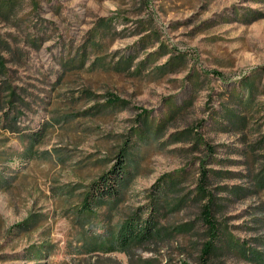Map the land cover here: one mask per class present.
<instances>
[{
	"label": "rangeland",
	"instance_id": "obj_1",
	"mask_svg": "<svg viewBox=\"0 0 264 264\" xmlns=\"http://www.w3.org/2000/svg\"><path fill=\"white\" fill-rule=\"evenodd\" d=\"M128 52L131 67L113 69ZM0 54V118L17 116L0 122V264H197L203 166L221 228L264 252V187L252 179L264 166V0H0ZM249 74L259 80L246 107L238 81ZM227 109L243 122L230 124ZM31 132L42 138L29 157ZM125 143L129 181L110 221L149 206L171 178L162 238L80 255L67 190L110 169ZM214 262L256 264L227 251Z\"/></svg>",
	"mask_w": 264,
	"mask_h": 264
},
{
	"label": "trees",
	"instance_id": "obj_2",
	"mask_svg": "<svg viewBox=\"0 0 264 264\" xmlns=\"http://www.w3.org/2000/svg\"><path fill=\"white\" fill-rule=\"evenodd\" d=\"M100 33V32H99ZM99 36L101 34H98ZM36 40H32V44L36 45ZM90 46L92 48L99 47V44L93 41ZM5 49L9 51L10 47L5 44ZM83 52V51H82ZM97 54H100L95 52ZM85 54V53H84ZM80 57V64H83V56ZM96 59H102V56L97 55ZM155 52L147 53L145 60L139 64V68L143 67L147 60L150 59ZM137 57V52L125 53L119 56L113 69L126 70L129 69L132 63ZM147 59V60H146ZM174 58H169L162 66L157 68L160 72L167 69ZM7 60L0 54V73L6 70ZM111 67V66H110ZM264 75V68L260 71L258 78ZM258 78H255L252 74L244 75L239 81V95L241 101H245L244 105L248 107L256 92V84ZM8 87V88H7ZM4 87V91L8 92L6 103H12L14 97H16L15 91L10 88V85ZM246 97L244 98V96ZM107 104L118 103V98H111ZM12 116L0 118L2 128H5V123L12 122L16 124L17 116L15 112H11ZM226 115L230 117V124L235 125L242 123L244 120V114L227 109ZM28 137L29 145L25 146V155L31 157L35 156L34 146L37 141H40L42 135L40 132L29 133ZM130 145L125 143L121 146L115 155V163L110 169L102 172L98 177L92 180L86 188H82L79 191L78 186L68 188L70 191L71 199L75 201L71 205L72 213L71 217L74 219L77 230L74 238L76 252L80 255L91 254L95 252L110 253L114 251L128 252L132 247L144 246L149 243H154L162 238V226L160 225L162 205L161 198L165 195L168 187L174 184L173 179L162 178L160 185L157 188L153 202L147 207H139L134 212H131L125 216H122L116 223L110 221V216L119 205L123 202L125 196V189L127 187L128 178V154ZM2 154H0L1 156ZM209 170L202 167V173L199 178V185L197 186V194L201 200H206L204 204L200 206L199 219L202 225L206 229V235L208 240L203 242L200 256L197 264H215L214 258L222 254L224 251L237 254L242 258L254 261L256 264H264V252L257 250L253 247H248L244 241L235 239L230 232L223 226L221 228L219 222L215 219L214 211L215 207L219 206L216 203L215 197L207 192L206 186L208 185ZM253 184L259 188L264 187V166L261 168L259 174L252 177ZM0 185H7L0 175ZM78 187V188H77ZM245 191V190H244ZM33 217H37L34 215ZM36 221L31 219L26 220V229L32 227ZM94 225V226H93ZM93 227V229H91ZM103 229L102 232H98L99 229ZM102 237H105L102 240ZM44 244L42 248H46ZM39 252L38 250L35 253ZM144 263L150 264V261ZM190 264V263H183Z\"/></svg>",
	"mask_w": 264,
	"mask_h": 264
}]
</instances>
